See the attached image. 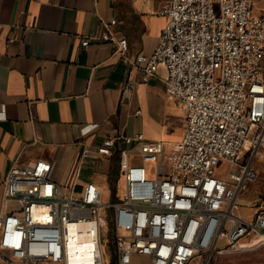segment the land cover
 Listing matches in <instances>:
<instances>
[{"label": "built area", "instance_id": "obj_1", "mask_svg": "<svg viewBox=\"0 0 264 264\" xmlns=\"http://www.w3.org/2000/svg\"><path fill=\"white\" fill-rule=\"evenodd\" d=\"M159 14L165 23L150 52L130 55L115 17L81 46L108 45L135 65L142 81L160 79L184 110L180 138L170 144L140 131L103 138L96 153L118 156L122 192L115 201L103 202L94 182L63 195L48 160L12 163L4 200L19 207L0 214L6 264H70L68 242H81L80 230L70 227L78 222L86 224L91 264H106V208L114 264H223L219 256L245 248L248 234L264 243V209L250 218L233 212L264 149V8L258 12L253 0H167ZM220 162L235 168L220 174Z\"/></svg>", "mask_w": 264, "mask_h": 264}, {"label": "crops", "instance_id": "obj_2", "mask_svg": "<svg viewBox=\"0 0 264 264\" xmlns=\"http://www.w3.org/2000/svg\"><path fill=\"white\" fill-rule=\"evenodd\" d=\"M166 1L0 0V214L19 207L4 200L3 179L15 161L48 160L53 180L75 191L94 182L102 194L113 181L122 192L118 156L96 153L103 138L139 131L170 144L180 138L177 106L160 79L142 81L108 45L81 46L115 17L129 54L150 52ZM253 3L264 8V0Z\"/></svg>", "mask_w": 264, "mask_h": 264}, {"label": "rangeland", "instance_id": "obj_3", "mask_svg": "<svg viewBox=\"0 0 264 264\" xmlns=\"http://www.w3.org/2000/svg\"><path fill=\"white\" fill-rule=\"evenodd\" d=\"M172 101L177 106L175 111L179 121V129L177 132L181 135L183 132L182 126H184V110L176 100L172 99ZM219 164V173L223 175L225 172L227 174L229 170L235 168L226 162H220ZM253 165L257 170V175L253 180L247 182L246 189L241 190L237 194L233 208V212L243 218H250L257 209H264V149H259L258 154L254 157ZM145 166L148 169L152 167L151 163H145ZM69 187L68 183L67 185H62L63 195H67ZM109 188H105L102 193L101 200L103 202L115 201L121 194L120 184L113 191ZM110 211V209L106 208L104 212L106 223L101 230V243L106 264H114L113 226L110 221ZM253 235L255 234H248L244 239H241L242 242L246 244L251 237V240H253ZM219 258L223 264H264V243L248 248L245 247L239 252L223 253ZM0 264L6 263L4 260H0Z\"/></svg>", "mask_w": 264, "mask_h": 264}, {"label": "bare ground", "instance_id": "obj_4", "mask_svg": "<svg viewBox=\"0 0 264 264\" xmlns=\"http://www.w3.org/2000/svg\"><path fill=\"white\" fill-rule=\"evenodd\" d=\"M71 229L75 230L78 229L80 230L79 233V240L81 241L80 244L76 247L73 246V241L72 242H68V248L69 252H68V256H69V262L70 264H91L90 262V257H89V253L91 250V241L89 236L86 233V224L82 223V222H78L74 225H72L70 227ZM254 239L250 240L246 243L243 244L242 247H250V246H254L256 245L259 241H260V236L258 235H253Z\"/></svg>", "mask_w": 264, "mask_h": 264}, {"label": "trees", "instance_id": "obj_5", "mask_svg": "<svg viewBox=\"0 0 264 264\" xmlns=\"http://www.w3.org/2000/svg\"><path fill=\"white\" fill-rule=\"evenodd\" d=\"M112 191L115 189V184L111 181Z\"/></svg>", "mask_w": 264, "mask_h": 264}]
</instances>
